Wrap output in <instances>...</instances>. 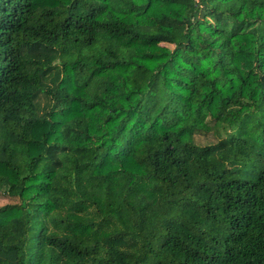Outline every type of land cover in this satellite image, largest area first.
Wrapping results in <instances>:
<instances>
[{
	"label": "clouds",
	"instance_id": "1",
	"mask_svg": "<svg viewBox=\"0 0 264 264\" xmlns=\"http://www.w3.org/2000/svg\"><path fill=\"white\" fill-rule=\"evenodd\" d=\"M0 264H264V0H0Z\"/></svg>",
	"mask_w": 264,
	"mask_h": 264
}]
</instances>
